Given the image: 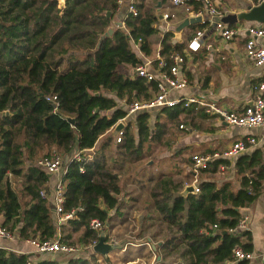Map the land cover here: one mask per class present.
<instances>
[{
	"label": "trees",
	"instance_id": "obj_1",
	"mask_svg": "<svg viewBox=\"0 0 264 264\" xmlns=\"http://www.w3.org/2000/svg\"><path fill=\"white\" fill-rule=\"evenodd\" d=\"M60 1L0 0V224L21 239L56 236V217L42 194H47L48 172L37 162L53 148L69 156L63 174V209L74 210L59 224L60 241L88 245L99 238L90 219L105 223L110 211L119 209L125 164L139 161L160 144L170 122L178 123L191 105L160 107L153 124L151 112L141 110L135 115V131L128 122L113 147L98 143L100 135L126 116L127 104L155 91L153 81L120 66L142 62L133 42L144 54L152 52L151 35L159 31L157 15L146 0H133L137 13L126 12L124 26L111 29L117 0H62L61 6ZM189 2L195 10L202 7L200 0ZM204 23L191 24L182 41H173L172 30L163 33L160 54L167 64L171 54H184L188 39ZM91 147L94 152L88 158L84 151ZM75 151H80V160L71 157ZM228 162L217 157L200 171L213 173L219 163ZM234 168L238 186L231 180L217 183L208 175L198 179V191L186 195L179 194L182 178L166 173L149 176L153 217L170 231L158 242L164 260L174 256L181 264H229L235 246L252 251L250 230L229 228L242 217L241 208L261 191L264 157L257 152L243 154ZM27 258L0 246V264H25ZM247 262L240 259L233 264ZM35 264L62 262L42 258ZM68 264L98 261L94 255L73 256Z\"/></svg>",
	"mask_w": 264,
	"mask_h": 264
},
{
	"label": "crops",
	"instance_id": "obj_2",
	"mask_svg": "<svg viewBox=\"0 0 264 264\" xmlns=\"http://www.w3.org/2000/svg\"><path fill=\"white\" fill-rule=\"evenodd\" d=\"M129 1L130 0H120V2H118L116 13L111 19V23L114 24L113 28L124 26L123 17L126 12H128L127 5ZM165 1L166 0H158L156 2L155 11L152 12L155 14L156 8L163 5ZM215 1L221 8L223 14L222 18L224 21L232 26H240L242 27V30L229 40H222L215 34L208 33V35L204 38V43H210L209 48H207L205 44L198 50H189L185 47L183 52L185 60L181 64L180 69L187 77L189 84L181 91L184 94H203L207 101L214 102L223 109L240 111L253 99L255 85L264 80V65H256L250 57L246 56L244 52V42L246 37L245 27L249 24H264L257 21L238 18V13L240 11H244L248 6H251L248 0ZM170 7L176 11V16L171 18L167 23L161 21L163 26L159 27L158 25L159 31L151 35L153 49L149 55L144 54L139 49L138 43H132L134 51L139 57H141L142 61H155L158 54L161 55V38L166 30L173 31V41H182L186 39V35L191 24L182 27L180 30H175V27L188 15L184 12L182 6H173L170 2ZM118 20L123 21L121 26L116 24V21ZM155 35L159 37L158 40H154ZM120 69L132 75L135 74L133 66L130 65H121ZM154 109L148 111H153ZM138 112L139 111L136 113ZM136 113L134 114L136 115ZM179 118L180 121L178 123L170 122V143H172L174 147V149L172 148V150H170V158L172 159L174 155L183 154L185 156L182 157L186 160V158L189 156L191 157L194 153L212 154L214 152H222L225 148L231 146L234 141L241 137L252 135L256 138V142L254 144L248 145L232 157L218 155L211 159V161L217 157L228 159L229 162H231L228 164L232 166L233 175L227 173L226 176H220L222 178L216 175V173L219 172L218 170H224L225 166L227 168L228 164L226 163H219L216 171L213 173H204L200 170H195L193 167V160L191 158L190 170L184 172L183 177L185 179L183 180L180 191L186 184H193L194 186L197 185L198 179L208 175H211L217 183H221L224 180H231L235 186H238V175H236L234 168L236 158L243 154H252L253 152H257L258 155L264 157V127L262 126H253L248 128L228 124L218 114L208 112L203 106H197L195 104L191 105V109L189 111L180 114ZM122 120L125 125L129 122L131 129L134 131L136 130L135 118L134 121H126L125 117L122 118ZM177 124L178 128H175ZM180 124H183V127H180ZM112 128L113 126L100 135L98 143L102 145L109 142L107 145L110 147L114 146L116 135L114 136L112 134ZM109 137L110 140L108 141ZM84 152L91 155L94 152V148L91 147ZM74 153L72 152L71 157ZM66 156H64L66 157V160L64 161L65 163L69 159V156ZM150 162L151 160H147L146 164L148 165ZM151 175L152 174L149 176ZM149 176H147V183H144L149 196V203L146 204L145 207H147V210H152V207L149 205L151 200L149 194V187L151 185V182L148 180ZM57 178L58 174L48 173V179L46 181L48 200L52 196L53 184ZM262 184L263 186L256 199L250 205L241 208L242 216H248L247 225L251 232L253 244V256L247 259V264H263L264 260V179L262 180ZM110 213L112 214L113 210H111ZM54 216L56 217V234H60L59 224L65 222L67 219L59 222L58 216L55 212ZM106 233L108 235L107 230ZM148 238L151 237H138L136 241L129 240L128 242H123L120 247L121 250L126 252L128 251L130 254H124L126 256L123 257L122 264H138V261H140L141 264H162L171 262L174 264H181V261L178 258L169 262L165 261L159 247H155L154 252L151 251L149 246L143 243V240ZM113 240L115 239L113 238ZM115 241L117 242V240ZM134 244H136V248L134 250H129L128 248L130 245ZM0 246L12 249L16 252L25 253L28 257L27 259H29L32 264H35L37 260L42 258H56L61 261L62 264H68L69 258L73 256L90 257L91 255H96L92 252V248L83 244L76 245L78 246V250L71 253H64L61 251L36 253L33 246H31L26 239H21L16 231L12 239L0 238ZM102 257L104 258L103 260H105V257H109V254L106 256L102 255ZM97 261L98 264H106L105 261L102 262L100 257Z\"/></svg>",
	"mask_w": 264,
	"mask_h": 264
},
{
	"label": "built area",
	"instance_id": "obj_3",
	"mask_svg": "<svg viewBox=\"0 0 264 264\" xmlns=\"http://www.w3.org/2000/svg\"><path fill=\"white\" fill-rule=\"evenodd\" d=\"M120 2V0H117ZM202 7L193 9L192 4L189 0H166L163 5H160V11L155 14L158 16V20L167 23L171 18L176 16V12L170 7V2L173 6H182L184 12L188 16H201V22H205L204 26L197 28L195 32L187 41V49L198 50L204 45V38L208 33H213L222 40H229L235 34L242 30V27L232 26L224 21L222 18V11L220 6L215 0H200ZM264 0H248L251 5L259 4ZM128 12L132 14L137 13V8L133 2L127 5ZM246 37L244 42V52L246 56L250 57L256 65H264V25L262 24H249L245 27ZM207 48L210 47V43H206ZM185 56L182 53L175 52L171 54V63L167 64L166 60L158 54L155 61L145 60L135 66L133 71L135 75L142 76L148 81H153L155 84V91L153 94L144 99H136L126 105V115L134 114L141 110H151L154 108H160L163 106L172 107L177 104L182 106H189L195 104L197 106H203L206 111L214 112L218 114L225 122L232 125L253 127L262 126L264 127V80L258 82L255 85L253 99L247 103L242 110L235 111L229 109H223L216 105V103L207 101L203 94L191 93L184 94L182 89L187 87L189 84L187 77L183 74L180 69L181 64L184 62ZM55 95L51 96V99H55ZM47 98H50L49 96ZM183 127V124H180ZM122 136V129L118 131L116 135V141H119ZM256 138L252 135L241 137L234 141L231 146L225 148L222 152H214L212 154H201L194 153L191 155L193 160V167L195 170L205 169L210 164L213 157L222 155L225 157H232L238 152L246 148L250 144H254ZM90 154L88 155V158ZM72 158L80 160L82 158L80 151H76ZM38 164L44 168L49 174H58V178L53 184V193L48 201L53 203V211L58 216V221L61 222L71 216H73L74 210H64V184L63 174L65 171V162L63 156L56 150H52L50 155L42 156L37 160ZM84 167L81 165L80 169ZM195 191L199 188L197 185L194 186ZM43 195L47 194L42 192ZM248 216L243 215L234 227H230L229 230L240 231L248 229L247 225ZM91 228L98 232L105 229V224L98 218H92L89 221ZM213 228H217L216 224H213ZM15 230H10L6 226L0 224V238L12 239L14 237ZM98 240V239H97ZM93 240L88 246L92 248V245L97 241ZM26 241L33 246L36 253L45 252H56L61 251L64 253H71L78 250V246L74 244H67L60 241V234H56L53 238H38L30 237L26 238ZM151 251H155L157 248L156 241L151 239L143 240ZM154 247V248H153ZM234 259L229 262L233 264L235 261L240 259H249L253 256L252 251L243 250L239 246L233 248ZM155 258V257H154ZM25 264H32L27 259ZM162 264H174L162 263Z\"/></svg>",
	"mask_w": 264,
	"mask_h": 264
},
{
	"label": "rangeland",
	"instance_id": "obj_4",
	"mask_svg": "<svg viewBox=\"0 0 264 264\" xmlns=\"http://www.w3.org/2000/svg\"><path fill=\"white\" fill-rule=\"evenodd\" d=\"M157 1L158 0H146L151 11H155ZM130 2H133V0H130L128 3ZM159 11L160 8H156V12ZM156 24L157 26L159 25V27L163 26V23L158 20ZM113 26L114 24L111 23L110 28L112 29ZM158 39L159 37L155 35L154 40ZM119 103L122 104V101H119ZM156 110L157 108L150 111L152 114L150 118L151 124H153V114ZM125 118L126 121H134L135 114H128ZM168 128L169 130H166L163 134L161 143L153 146L152 151H149L144 158L136 162L125 164V169L121 172L120 177L121 190L120 194H118L119 209L118 211L114 209L113 213L110 214L107 221L104 223L105 230L107 229L108 236L110 235L109 240H113L114 238L117 242H128L129 240L136 241L138 237H151L148 239L158 243L164 240L166 234L170 233L166 224L153 217L155 211L146 209L147 207H145V205L149 203V196L147 188L144 185V183H147V176L150 174L157 175L159 173H166L174 178H183L184 180V172L190 170V162L182 157L185 155H174L173 159L170 158V150H172V148L174 149V147L172 143H170V127ZM175 128H178V124ZM52 150L55 149L52 148L51 151ZM147 160H151L148 165L146 164ZM228 163L230 164L231 162ZM229 164L227 168L226 166L224 167V170H218L219 172L216 173V175L218 177L226 176L227 173L233 175L232 166ZM25 198L26 196H23L21 200L23 201ZM156 246L158 245L156 244ZM135 248L136 244L130 245L128 249L134 250ZM92 252L96 254L94 255L95 260H98L100 257L102 262L105 261L106 264H122L123 257L126 256L124 254H130L128 251L126 252L122 251L121 248H116L109 251V257H105V260H103L104 258L100 253L94 252L93 250ZM171 257L174 256H168L165 261L175 259ZM138 264H141V262L138 261Z\"/></svg>",
	"mask_w": 264,
	"mask_h": 264
},
{
	"label": "water",
	"instance_id": "obj_5",
	"mask_svg": "<svg viewBox=\"0 0 264 264\" xmlns=\"http://www.w3.org/2000/svg\"><path fill=\"white\" fill-rule=\"evenodd\" d=\"M60 6L62 5V0L60 1ZM107 16L111 15L110 11H106ZM238 18L245 19V20H252L257 21L264 24V1L260 2L256 5L248 6L246 10L240 11L238 13ZM201 22V16H187L185 17L177 26L175 30H180L184 26H188L189 24ZM118 26L123 24L122 20L116 21ZM111 31V29H109ZM128 34V33H127ZM70 122H73V118L65 116ZM125 123L122 119L118 120L112 128V134L115 136L117 135L118 131L124 127ZM66 156V155H64ZM67 157V156H66ZM66 157L64 159L66 160ZM64 160V161H65ZM188 192H195V188L193 184H186L183 189L179 192L181 195H186ZM49 207L53 210L54 206L51 201L48 202ZM222 233H225L226 230H222ZM123 242H116L114 240L107 239V233L105 229L99 231V238L98 240L92 245L93 251L106 256L109 251L120 248Z\"/></svg>",
	"mask_w": 264,
	"mask_h": 264
}]
</instances>
